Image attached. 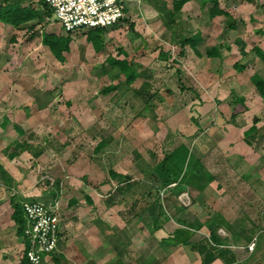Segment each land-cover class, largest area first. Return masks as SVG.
<instances>
[{"label": "rangeland", "instance_id": "1", "mask_svg": "<svg viewBox=\"0 0 264 264\" xmlns=\"http://www.w3.org/2000/svg\"><path fill=\"white\" fill-rule=\"evenodd\" d=\"M165 1L171 8L173 0ZM257 4L264 0H220L235 21L232 30L227 18H209L203 0L186 4L174 24L147 0H132L125 21L105 30L100 51L88 42V30L72 33L64 63L42 45L40 25L34 35L0 24V165L11 179L7 185L0 176L4 215L13 197L57 199L64 236L92 234L110 245L102 248L101 264L118 259L113 246L119 251L123 242L128 264H202L171 237L186 230L191 242L205 241V222L220 214L230 228L218 235L238 264H264V140L250 146L244 136L253 126L264 128V101L251 80L264 78L254 50L264 51ZM44 31L67 35L55 17ZM197 33L201 56L181 45ZM216 46L220 57H207ZM109 58L126 60L141 76L128 86ZM110 86L116 88L105 93ZM234 97L246 98L247 111L232 120ZM181 144L195 158L179 186L163 189L153 167ZM110 171L130 180L120 185ZM158 198L170 220L154 232L150 206ZM6 234L0 248L9 240L11 256L21 257L12 225Z\"/></svg>", "mask_w": 264, "mask_h": 264}, {"label": "trees", "instance_id": "2", "mask_svg": "<svg viewBox=\"0 0 264 264\" xmlns=\"http://www.w3.org/2000/svg\"><path fill=\"white\" fill-rule=\"evenodd\" d=\"M164 18V21L169 24L176 23V17L182 12V9L186 4L193 0H173L172 7L168 6L165 0H147ZM208 8L209 18L215 19L217 17L227 18L228 27L232 30L236 29V24L232 16L220 7V0H203ZM253 2V0H250ZM39 10L34 8V0H0V22L5 25H10L15 29L22 30L25 29L31 31L32 34H37L35 30L38 25L44 28L49 21L47 19H52L53 12L48 6L39 0L38 2ZM256 4V3H254ZM257 6L262 10L264 15V5ZM126 19V18H125ZM125 19L122 20L125 21ZM121 23V22H120ZM118 25V24H117ZM116 25V26H117ZM106 29H89L87 31V39L96 51H100L103 47V34ZM42 44L49 48L52 55L61 63L66 62L65 54L70 52V45L73 41L71 33H67L65 36L51 34L42 32L41 33ZM200 33L192 35L186 38L181 45H189L197 55L201 56L197 46L201 43ZM243 44V42H240ZM244 47V46H243ZM242 47V48H243ZM220 47H213L210 51L206 52V56L209 58H219L220 57ZM257 56L264 62V52L259 47L254 48ZM162 59H168L169 54H161ZM109 62L113 68L118 69V71L125 77V82L128 86H131L135 81L141 76L126 60H118L114 58H109ZM235 69L241 73L244 71V66L235 64ZM252 82L255 85L256 91L259 96L264 99V79L255 75L252 77ZM115 86H110L105 90L108 93L114 90ZM149 85L145 83L141 89H147ZM148 92V90H145ZM144 92V91H143ZM138 95L140 92H137ZM150 97H148L149 99ZM147 99V100H148ZM146 100V101H147ZM233 103L235 105V111L232 114V120H235L239 113L246 112L247 106L245 105V99L243 97H234ZM4 122L3 125H5ZM21 131V130H20ZM19 131V132H20ZM22 133V131L20 132ZM245 141L248 145L253 146L255 141L264 140V128L251 127L244 133ZM106 145L105 142H101L98 145V149L103 148ZM188 146L181 144L172 152L168 153L165 158L157 163L153 169L156 172L157 177L161 181V186L166 189L171 184L176 183L179 186L181 177L187 174V167H191V160L194 159ZM199 163L196 160L195 165ZM186 173V174H185ZM0 176L2 177L5 184L9 185L11 179L9 174L0 165ZM110 176L112 179L116 180L118 184L126 183L130 180V177L117 174L115 171H110ZM179 181V182H178ZM130 185V184H129ZM88 202L91 203V198L87 196ZM11 205L13 208L12 220L17 226V235L23 239L25 249L28 246V240L25 236V229L27 227V220L24 215L23 203L17 202L15 198H11ZM151 213L156 217L154 232L159 231L163 224L170 220L169 215L166 213L165 208L161 200L158 198L151 203ZM206 227L209 230V239L205 241H199L197 243L191 242L190 232L186 230H177L171 237V240L176 241L175 245L188 246L191 250L196 252L200 258L202 264H212L216 260L222 261L224 264H238V257L234 251L231 250V246L227 239H222L218 235L220 227L226 226L227 229L230 225L225 221V219L220 214H215L211 216L206 222ZM201 226V225H200ZM235 240L238 241L237 237ZM24 256L20 264H29L28 260Z\"/></svg>", "mask_w": 264, "mask_h": 264}, {"label": "built area", "instance_id": "3", "mask_svg": "<svg viewBox=\"0 0 264 264\" xmlns=\"http://www.w3.org/2000/svg\"><path fill=\"white\" fill-rule=\"evenodd\" d=\"M53 17L66 33L107 29L125 19L132 0H43ZM51 21V19H47ZM57 200V199H56ZM23 203L27 220L25 236L28 240L25 256L29 264H42L44 258L57 251L63 210L60 200ZM254 239L246 247L249 253L256 248Z\"/></svg>", "mask_w": 264, "mask_h": 264}, {"label": "crops", "instance_id": "4", "mask_svg": "<svg viewBox=\"0 0 264 264\" xmlns=\"http://www.w3.org/2000/svg\"><path fill=\"white\" fill-rule=\"evenodd\" d=\"M38 1L39 0H34L33 6H34V8L39 10V5L37 3ZM263 21H264V15H263ZM50 22L51 21H49V23ZM49 23H47V25H49ZM0 24H3V23L0 22ZM3 25L7 26L11 29L18 30V29L13 28L10 25H5V24H3ZM47 25H45L44 28H41V26H39L41 29L40 34L42 32H45L44 29L45 30L47 29ZM29 32H31V31H29ZM13 40H14V38H13ZM41 43H42V38H41ZM257 47H259V46H257ZM261 50H262V48H261ZM244 99L246 100V98H244ZM260 99L262 101H264V99H262L261 97H260ZM2 126H4V125H2ZM245 132H246V130H245ZM17 202H21V200H17ZM21 203H23V202H21ZM3 207H4V204L0 205V239L3 240L4 238L5 239L8 238V236L6 234L7 227H8V225H12V227H14L15 232H16L15 236L21 240L22 246H24V248H23L21 257H19V256L17 258H16V256L12 257L11 256L13 254L12 244L8 242L9 240H5L3 247L0 248V264H20L22 259H23V256H24L25 245H24L23 239L17 235V226L14 223V221L12 220L13 208L11 205V199H10V203H9V207H10L11 212L9 213V216H7L8 218L4 215L5 210L2 209ZM64 227H65V225L62 227V224H61L60 241L58 244L57 252H54L53 254L46 256L44 258L42 264H101V260L99 257L101 255V251L103 250L102 248L105 247L104 251L105 250L110 251V249H111L110 245L106 246V240L102 241L99 236L96 235L97 237H94V236H92V234H79L78 238H76L74 240L73 238H71V236H68V235L64 236V234H63ZM112 229L115 230V228H113V227H112ZM122 244H123V248L126 249V245L124 244V242ZM123 248H121L118 251V248L113 246L114 251L119 255V257H118V259H116V260L114 259V261H111L112 262L111 264H128L126 262V259L125 260L123 259L125 256V252L123 251ZM120 254H122V255H120ZM217 263L223 264L219 260H216L212 264H217Z\"/></svg>", "mask_w": 264, "mask_h": 264}, {"label": "clouds", "instance_id": "5", "mask_svg": "<svg viewBox=\"0 0 264 264\" xmlns=\"http://www.w3.org/2000/svg\"><path fill=\"white\" fill-rule=\"evenodd\" d=\"M250 243H251V242H250ZM250 243H249V244H250ZM247 246H248V245H247ZM247 246H246V247H247ZM248 253H249V252H248ZM253 253H254V252H253ZM253 253H249V254H253Z\"/></svg>", "mask_w": 264, "mask_h": 264}]
</instances>
